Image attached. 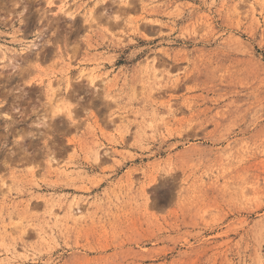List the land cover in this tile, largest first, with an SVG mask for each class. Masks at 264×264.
I'll return each mask as SVG.
<instances>
[{
  "label": "rangeland",
  "instance_id": "rangeland-1",
  "mask_svg": "<svg viewBox=\"0 0 264 264\" xmlns=\"http://www.w3.org/2000/svg\"><path fill=\"white\" fill-rule=\"evenodd\" d=\"M0 264H264V0H0Z\"/></svg>",
  "mask_w": 264,
  "mask_h": 264
}]
</instances>
